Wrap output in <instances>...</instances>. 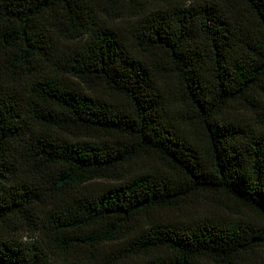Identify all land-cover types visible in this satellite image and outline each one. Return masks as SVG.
I'll return each mask as SVG.
<instances>
[{
    "label": "trees",
    "instance_id": "1",
    "mask_svg": "<svg viewBox=\"0 0 264 264\" xmlns=\"http://www.w3.org/2000/svg\"><path fill=\"white\" fill-rule=\"evenodd\" d=\"M0 264H264V0H0Z\"/></svg>",
    "mask_w": 264,
    "mask_h": 264
},
{
    "label": "rangeland",
    "instance_id": "2",
    "mask_svg": "<svg viewBox=\"0 0 264 264\" xmlns=\"http://www.w3.org/2000/svg\"><path fill=\"white\" fill-rule=\"evenodd\" d=\"M204 208H209V209H213V210H217V205L215 204V203H213V202H211V203H208L207 201H206V204H203V203H200V204H196L195 205V207H194V209H192V212H200V211H202Z\"/></svg>",
    "mask_w": 264,
    "mask_h": 264
}]
</instances>
